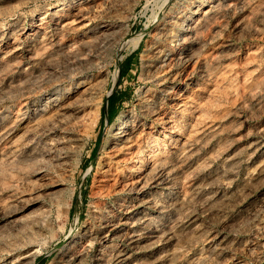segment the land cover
<instances>
[{"label":"rangeland","instance_id":"rangeland-1","mask_svg":"<svg viewBox=\"0 0 264 264\" xmlns=\"http://www.w3.org/2000/svg\"><path fill=\"white\" fill-rule=\"evenodd\" d=\"M206 8L214 9V16H206ZM54 10L58 16L68 17L75 12L83 14L80 23L64 30L52 24ZM208 20L212 24H207ZM43 30L45 33H41ZM143 31L142 36L138 35ZM59 32L62 34L58 35ZM127 66V71L121 76L120 69ZM203 73H207L206 76ZM217 73L226 77H217ZM214 76L221 78L222 82H217L221 83L218 84L220 88L214 86V81L218 80ZM256 85L257 88L254 87ZM234 86L237 87L234 89ZM208 88L211 89L210 94ZM214 90L219 97L214 95ZM207 95L212 96V100ZM185 96L188 100L184 99ZM201 99L204 101L199 105ZM91 104L99 110L96 107L94 111ZM170 104L174 105L170 107ZM204 109L210 113L206 114ZM83 112L86 116L83 126H80L75 121ZM165 113L176 120L178 129L182 131L177 129L175 133L182 137L190 153L186 149L179 152L181 150L177 143L171 141L170 135L165 137L163 132L171 124L163 117ZM133 114L134 117L139 116L140 129L144 131L141 143H144L140 149L135 146L125 157L124 154L118 157L110 152V143L119 122ZM71 118L74 121L69 120ZM34 134L37 135L34 137ZM59 134L61 136H57ZM157 134V142L161 146L158 157L169 154L163 164L158 163L153 170H147L148 179L140 189H133L129 183L138 172L132 167L138 164L135 162L136 150L151 147L152 137ZM55 137L59 144L55 140L56 150L53 151ZM74 137L81 138L79 146L74 144ZM70 140L74 141L73 147ZM45 146L50 152L47 155L42 153L47 150ZM57 149L63 155L59 160L57 153L60 151ZM35 160L38 161L35 163ZM43 160L50 174L66 178V186L57 193L55 200L49 199L53 187L46 179L35 178L33 173L34 168L42 166ZM116 171L119 175H113ZM31 193L34 197L30 196ZM136 195L148 197L135 200ZM41 203L47 205L44 206L47 212L42 213ZM66 204H70L68 213ZM116 212L120 218L114 217ZM48 214L53 224L47 222L49 226H41L43 216ZM111 219H117L113 226ZM30 231L31 235L37 232L35 237L29 236ZM104 231L111 234L105 242L99 236ZM92 233L95 240L90 235ZM27 237L37 239V242L32 240L34 249L38 247L32 264H81V261L82 264H264V0H0V264H6L13 257L19 260L31 242ZM72 237H75L74 241H71ZM24 239H28L27 243L23 242ZM75 251H81V256L85 257L79 256L81 261L78 263V258L73 263L67 260H73Z\"/></svg>","mask_w":264,"mask_h":264},{"label":"bare ground","instance_id":"bare-ground-1","mask_svg":"<svg viewBox=\"0 0 264 264\" xmlns=\"http://www.w3.org/2000/svg\"><path fill=\"white\" fill-rule=\"evenodd\" d=\"M84 1V0H83ZM201 1V0H200ZM212 1V0H211ZM220 1V0H219ZM208 2V1H207ZM217 2V1H216ZM226 2V1H225ZM229 2V1H228ZM213 3V2H212ZM218 3V2H217ZM223 3V2H222ZM231 3V2H230ZM229 3V4H230ZM87 4V3H86ZM202 4V3H201ZM219 4V3H218ZM221 4V3H220ZM224 4V3H223ZM208 5V4H207ZM210 5V4H209ZM217 5V4H216ZM228 5V4H227ZM58 6V5H57ZM91 6V5H90ZM219 6V5H218ZM221 6V5H220ZM225 6V5H224ZM74 7V6H73ZM82 7H84V5L82 6ZM86 7V6H85ZM84 7V8H85ZM87 7L89 8V6L87 5ZM202 7V6H201ZM207 7V6H206ZM209 7V6H208ZM213 8L215 7L214 5L212 6ZM81 8V7H80ZM87 8V9H88ZM217 8V7H216ZM215 8V9H216ZM224 8V7H223ZM50 9H52V8H50ZM59 9V8H58ZM82 9V8H81ZM86 9V8H85ZM200 9V8H199ZM207 9V8H206ZM220 9V8H219ZM222 9V8H221ZM220 9V10H221ZM57 10V9H56ZM56 10H54L53 11V23L52 24H55V25H58L57 26V28L58 27H61V28H64V30H67V29H65V27H68L69 28V26H73L74 27V25H75V23H77V22H79L80 21V19L82 18V14H83V12H82V14H77L76 12H75V14H73V15H69L68 17H66V16H58V14H57V11ZM84 10V9H83ZM51 11V10H50ZM74 11V10H73ZM80 11V10H79ZM87 11V10H86ZM199 11V10H198ZM204 11H205V9H204ZM217 11H218V9H217ZM222 11H223V9H222ZM78 12V11H77ZM216 12V11H215ZM224 12V11H223ZM223 12H222V15H223ZM52 13V12H51ZM62 13V12H61ZM72 13H74V12H72ZM205 13H206V16H208V17H210L212 14H213V16H214V9H212V8H209V9H207L206 11H205ZM216 13H218V12H216ZM86 14V13H85ZM195 14V13H194ZM215 15H217V14H215ZM219 15H220V13H219ZM57 16V17H56ZM198 16V15H197ZM218 16V15H217ZM221 16V15H220ZM50 17V16H49ZM201 17V16H200ZM55 18H57V20L55 19ZM193 18V17H192ZM212 19V18H211ZM210 19V20H211ZM213 19H214V17H213ZM213 19H212V22H213ZM51 20V19H50ZM210 20H208L209 22H206L207 24L208 23H210ZM41 21V20H40ZM214 21H215V19H214ZM187 22V21H186ZM200 23H201V21H199ZM35 24L37 23V22H34ZM80 23V22H79ZM199 23V24H200ZM46 24H47V22H46ZM49 24H51V23H49ZM48 24V25H49ZM74 24V25H73ZM185 24V23H184ZM195 24V23H194ZM210 24H212V23H210ZM209 24V25H210ZM37 25H42L41 23H38ZM45 25V24H44ZM192 25V24H191ZM203 26H204V24H202ZM201 25V26H202ZM208 25V26H209ZM72 26H71V28H72ZM199 26V25H198ZM203 26H202V28H203ZM42 27V26H41ZM185 27V26H184ZM190 27V26H189ZM32 28V27H31ZM46 28V27H45ZM147 28V27H146ZM185 28H188V27H185ZM185 28H183V29H185ZM191 28V27H190ZM196 28V27H195ZM208 28V27H207ZM36 29H38V28H36ZM60 29V28H59ZM209 29V28H208ZM146 30V29H145ZM199 31H200V27H199V29H198ZM197 30V31H198ZM46 31H48V28H47V30ZM55 31H58L57 29L55 30ZM63 31V30H62ZM61 31V32H62ZM104 31V30H103ZM184 31H186V30H184ZM195 31V30H194ZM205 31H206V29H205ZM33 32H35V30L33 31ZM38 33H39V31H37ZM61 32H59L58 33V35L61 33ZM66 32V31H65ZM145 31H143V32H141V33H139L138 35H140V36H142L143 35V33H144ZM41 33H45V31L43 30V32H41ZM182 33V32H181ZM188 33H189V31H188ZM202 33H203V31H202ZM36 34V33H35ZM62 34V33H61ZM60 34V35H61ZM32 35V34H31ZM45 35V34H44ZM187 35V34H186ZM46 36V35H45ZM64 35H62V37H63ZM189 36V35H188ZM37 37V36H36ZM43 37V36H42ZM41 37V38H42ZM60 37V36H59ZM139 37V36H138ZM39 38V37H38ZM58 38V37H57ZM184 38V37H183ZM188 38V37H187ZM60 39L62 40V38L60 37ZM60 39H59V41H60ZM186 39V38H185ZM185 39H183V40H185ZM54 40V39H53ZM82 40V39H81ZM138 40H140V37L138 38ZM58 41V40H57ZM57 41H56V43H57ZM87 41H88V39H87ZM14 42V41H13ZM54 42V41H53ZM86 42V41H85ZM59 43V42H58ZM55 44V43H54ZM67 44V43H66ZM89 44V43H88ZM136 44V43H135ZM58 45V44H57ZM86 45H87V43H86ZM156 45V44H155ZM61 46V45H60ZM68 47V46H67ZM158 47V46H157ZM160 48V47H159ZM158 48V49H159ZM161 50V49H160ZM163 50V49H162ZM9 51V50H8ZM158 51V50H157ZM156 51V52H157ZM186 51V50H185ZM181 52V51H180ZM158 53V52H157ZM178 54V53H177ZM187 54V53H186ZM162 55V54H161ZM170 55V54H169ZM176 55V54H175ZM164 56V55H163ZM166 56V55H165ZM168 56V55H167ZM171 56V55H170ZM169 57V56H168ZM174 57V56H173ZM179 57V56H178ZM175 58V57H174ZM165 60H167V59H165ZM181 60V59H180ZM170 61V60H169ZM168 62V61H167ZM183 62V61H182ZM171 63V62H170ZM167 64V63H166ZM170 65V64H169ZM177 65V64H176ZM171 66V65H170ZM204 66H206V65H204ZM203 66V67H204ZM207 67V66H206ZM207 68H209V67H207ZM210 69V68H209ZM227 69H228V67H227ZM204 70V69H203ZM162 71V70H161ZM208 71H210V70H208ZM213 71V70H212ZM224 70H222L221 72H223ZM225 71H226V69H225ZM207 72V71H206ZM214 72V71H213ZM217 72V71H216ZM219 72H220V70H219ZM181 73V72H180ZM223 73H225V72H223ZM230 73V72H229ZM162 74V73H161ZM178 74V73H177ZM205 74H207V73H205ZM204 73H203V75H205ZM213 74H216V73H213ZM213 74H210V75H212L213 76ZM226 74V73H225ZM231 74V73H230ZM229 74V76H231ZM164 75V74H163ZM167 75V74H166ZM165 75V76H166ZM209 75V74H208ZM226 77L224 74H221V76H219L218 75V73H217V77L219 76V77ZM227 75H228V72H227ZM168 76H170V75H168ZM167 76V77H168ZM173 76H175V74L173 75ZM178 76H180V75H178ZM206 76V75H205ZM211 76V77H212ZM228 76V77H229ZM233 76V75H232ZM157 77V76H156ZM210 76H208V78H209ZM210 77V78H211ZM216 79H218L216 76H214ZM213 77V78H214ZM90 78V77H89ZM173 78V77H172ZM206 78V77H205ZM205 78H203V79H205ZM215 78H214V80H215ZM100 79V78H99ZM195 79V78H194ZM207 79V78H206ZM220 79L221 78H219L218 80H216V81H214V82H216V85H214L215 87L218 85V84H221V83H218L217 84V82H222V81H220ZM224 79H227V78H224ZM230 79V78H229ZM255 79V78H254ZM87 80V79H86ZM175 80V79H174ZM196 80H197V78H196ZM208 80V79H207ZM233 80V79H232ZM250 80V79H249ZM101 81V80H100ZM195 81V80H194ZM227 81H229V80H227ZM234 81H235V78H234ZM248 81V80H247ZM255 81V80H254ZM86 82V81H85ZM206 82V81H205ZM208 82H210V80L208 81ZM212 82V81H211ZM210 82V83H211ZM224 82H225V80H224ZM252 82H253V79H252ZM88 83H90V82H88ZM95 83V82H94ZM98 83H99V80H98ZM197 83V82H196ZM199 83V82H198ZM203 83V82H202ZM202 83H200L201 85H202ZM227 82H225V84H226ZM229 83L232 85V83L229 81ZM234 83H236V82H234ZM206 84V83H205ZM224 84V83H223ZM248 85L247 86H249V83H247ZM84 85V84H83ZM97 85H99V84H97ZM96 85V86H97ZM177 85V84H176ZM199 84H197L196 86H198ZM201 85H199V86H201ZM227 85H228V83H227ZM234 85V84H233ZM254 85V84H253ZM172 86V85H171ZM230 86V85H229ZM84 87V86H83ZM92 87V86H91ZM100 87V86H99ZM204 87V86H203ZM211 87H213V86H211ZM214 87V88H215ZM218 87H219V85H218ZM221 87V86H220ZM219 87V88H220ZM226 87V86H225ZM224 86H222V88H225ZM235 87H237V86H234L233 88L235 89ZM251 86H249V88H250ZM254 87H256L257 88V85L256 86H254ZM88 88V87H87ZM93 88V87H92ZM169 88V87H168ZM197 88V87H196ZM200 88V87H199ZM201 88H202V86H201ZM210 88V87H209ZM208 88V91L209 90H211V89H209ZM213 88V89H214ZM233 88H232V90H233ZM86 89V88H85ZM94 89V88H93ZM173 89V88H172ZM175 89V88H174ZM212 89V90H213ZM229 89H230V87L228 88V92H229ZM247 89V88H246ZM251 89V88H250ZM255 89V88H254ZM56 90V89H55ZM89 90V89H88ZM91 90V89H90ZM98 90V89H97ZM162 90V89H161ZM163 90H165V89H163ZM168 90V89H167ZM183 90V89H182ZM197 90V89H196ZM200 90V89H199ZM199 90H198V92H199ZM205 90H207V89H205ZM216 90V89H215ZM215 90H214V92H215ZM220 90V89H219ZM225 90V89H224ZM247 90H249V89H247ZM96 91V90H95ZM223 91V90H222ZM235 92H236V90H234ZM254 91V90H253ZM55 92V91H54ZM90 92V91H89ZM88 92V93H89ZM94 92V91H93ZM100 92V91H99ZM176 92H178V91H176ZM207 92V91H206ZM212 92V91H211ZM217 92V91H216ZM215 92V93H216ZM219 92H221V91H219ZM218 92V93H219ZM226 92V91H225ZM231 92V91H230ZM252 92V91H251ZM59 93V92H58ZM95 93V92H94ZM166 93H167V91H166ZM179 93V92H178ZM177 93V94H178ZM209 94H210V91L208 92ZM207 93V94H208ZM214 93V95H216V96H218L217 95V93L215 94ZM224 93V92H223ZM227 93V92H226ZM54 94V93H53ZM97 94L98 93H96L95 95L97 96ZM176 94V95H177ZM181 94V93H180ZM231 94H233L232 92H231ZM86 95H87V93H86ZM94 95V96H95ZM186 95H188V93L186 94ZM197 95H199V94H197ZM202 95V94H201ZM206 95V94H205ZM212 95H213V93H212ZM213 95V96H214ZM95 96V97H96ZM98 96H99V94H98ZM97 96V97H98ZM101 96V95H100ZM151 96V95H150ZM203 96V95H202ZM207 96H209V95H207ZM206 96V97H207ZM91 97V96H90ZM153 97V96H152ZM151 97V98H152ZM205 97V96H204ZM203 97V98H204ZM210 98L209 99H211L212 100V96H209ZM219 97V96H218ZM81 98V97H80ZM92 98H93V96H92ZM100 98V97H99ZM155 98V97H154ZM157 98V97H156ZM201 98V97H200ZM217 98V97H216ZM82 99H84V97L82 98ZM82 99H81V101H82ZM86 99V98H85ZM90 99V98H89ZM150 99V98H149ZM160 99H161V97H160ZM184 99H187L186 98V96H185V98ZM193 99V98H192ZM195 99V98H194ZM205 99V98H204ZM209 99H208V101H206V103L208 102L209 103ZM215 99V98H214ZM213 99V101L214 102H216L215 100ZM218 99V98H217ZM216 99V100H217ZM95 101L94 102H96V99H94ZM98 100L99 99H97V102H98ZM163 100V98L161 99V101ZM179 100H181V99H179ZM183 100V99H182ZM181 100V101H182ZM188 100V99H187ZM198 100V99H197ZM203 99H201L200 101H199V103L198 102H196V103H198L199 105L201 104V101H202ZM206 100V99H205ZM210 100V101H211ZM77 101V100H76ZM100 101V100H99ZM152 101V100H151ZM195 101V100H194ZM204 101V100H203ZM91 102H93V100L91 101ZM149 102V101H148ZM180 102V101H179ZM190 103H191V101H189ZM214 102H210V103H214ZM217 102H219V101H217ZM100 103V102H99ZM171 103V102H170ZM172 103H174V102H172ZM187 103V102H186ZM195 103V102H194ZM195 103V104H196ZM203 103V102H202ZM207 103V104H208ZM63 104V103H62ZM61 104V105H62ZM77 104V103H76ZM159 104V103H158ZM177 104V103H176ZM183 104H184V102H183ZM189 104V103H188ZM205 104V103H204ZM55 105H56V103H55ZM60 105V106H61ZM83 105H85L84 103H83ZM97 105V104H96ZM96 105H94V106H96ZM154 105V104H153ZM171 105L172 104H170V107H171ZM174 105V104H173ZM172 105V106H173ZM179 105H181V104H179ZM192 105H193V103H192ZM210 105V104H209ZM212 105V104H211ZM66 106H67V104H66ZM75 106V105H74ZM155 106V105H154ZM153 106V108H155ZM164 106V105H163ZM175 106H177V105H175ZM182 107H183V105H181ZM190 106V105H189ZM196 106H198V105H196ZM195 106V107H196ZM202 106H203V104H202ZM215 106V104H213V107ZM55 107V106H54ZM57 107V106H56ZM59 107V106H58ZM63 107V106H62ZM82 107V106H81ZM91 107H93L92 106V104H91ZM91 107H89L91 110H92V108ZM97 107V106H96ZM95 107V108H96ZM142 107H144V106H142ZM146 107V106H145ZM161 108H163L162 106H160ZM168 107V106H167ZM192 107V106H191ZM198 107H200V106H198ZM204 107V106H203ZM206 107V106H205ZM208 107V106H207ZM209 107H211V106H209ZM217 107V106H216ZM69 108V107H68ZM77 108V107H76ZM94 108V107H93ZM94 108V111L96 110ZM178 108H179V106H178ZM181 108V107H180ZM41 109V108H40ZM43 109V108H42ZM56 109V108H55ZM59 109V108H58ZM74 109H75V107H74ZM88 109V108H87ZM97 109H98V107H97ZM156 109V108H155ZM177 109V108H176ZM182 109H187V108H182ZM197 109V108H196ZM198 109H201V108H198ZM207 109H209V108H207ZM215 109V108H214ZM217 109V108H216ZM83 110H85L84 108H83ZM99 110V109H98ZM146 110V109H145ZM181 110V109H180ZM191 110V109H190ZM209 110H213V108L211 109H209ZM209 110H205L204 109V111L206 112L207 111V113L206 114H208V113H210L209 112ZM90 111V110H89ZM148 111H149V109H148ZM153 111V110H152ZM158 111H159V108H158ZM176 111V110H175ZM182 111V110H181ZM187 111V110H186ZM193 111H195V110H193ZM192 111V112H193ZM199 111V110H198ZM214 111V110H213ZM216 111V110H215ZM37 112V111H36ZM54 112V111H53ZM57 112V111H56ZM60 112V111H59ZM58 112V113H59ZM62 112V111H61ZM64 112V111H63ZM76 112V111H75ZM82 112V111H81ZM134 112V111H133ZM165 112V111H164ZM171 112V111H170ZM177 112V111H176ZM185 112V111H184ZM200 112V111H199ZM201 112H202V114H203V111L201 110ZM200 112V113H201ZM204 112V113H205ZM57 113V115H59ZM73 113V112H72ZM79 113V112H78ZM78 113H76V115L78 114ZM89 113V112H88ZM132 113V112H131ZM137 113V112H136ZM139 113H141V112H139ZM149 113V112H148ZM161 113V112H160ZM189 113H191V112H189ZM213 113V112H212ZM39 114V113H38ZM37 114V115H38ZM40 114H41V112H40ZM51 114V113H50ZM63 114H65V113H63ZM75 114V113H74ZM98 114H100V112L98 113ZM97 113L95 114V115H98ZM142 114V113H141ZM158 114V113H157ZM171 114H172V112H171ZM196 114V113H195ZM198 114V113H197ZM204 115V116H208V115ZM214 114V113H213ZM48 115V114H47ZM56 115V116H57ZM68 115H70V114H68ZM75 115V116H76ZM88 115V114H87ZM90 115V114H89ZM134 115L135 114H133V116H128V117H126L125 119H123L121 122H119V124H118V126L116 127V131H115V135H114V139L112 140V142L110 143L111 144V150H110V152H113L114 153V155H116V156H120V155H122V154H124V157L126 156V153L127 154H129V153H131L133 150V148L135 147V146H139V149H140V146H141V144H143V143H141L142 141H144L143 140V137H144V131H143V128H141L140 129V127H142V124H140L139 123V120H138V115H136V116H138V117H134ZM147 115V114H146ZM162 115V114H161ZM161 115H159V116H161ZM185 115V114H184ZM187 115H188V112H187ZM190 115V114H189ZM193 115H194V113H193ZM36 116V115H35ZM51 116V115H50ZM72 116V115H71ZM80 116V115H79ZM85 112H83V114L80 116V118H78L76 121H75V123L76 124H78V125H80V124H82L83 123V120H84V118H85ZM151 116V115H150ZM154 116V115H153ZM157 116V115H156ZM171 116V115H170ZM178 116V115H177ZM179 116H181V115H179ZM183 116V115H182ZM201 116V115H200ZM203 116V115H202ZM203 116V117H204ZM211 116V115H210ZM38 117H40V116H38ZM41 117H42V114H41ZM43 117H44V115H43ZM43 117H42V119H43ZM58 117V116H57ZM95 117V116H94ZM147 117V116H146ZM164 118H166L167 119V121H170L171 122V124H169V126L166 128V131L164 130V134H165V137L166 136H168V135H170V139H171V141H174L175 143H177V148H179V150H181V151H179V152H183L186 148V143L184 142V140L182 139V137L179 135V134H176L175 132H177V129H178V127H177V122H176V120L175 119H171V117H169V115L167 114V113H165V115L163 116ZM193 117V116H192ZM199 117V116H198ZM22 118V117H21ZM51 118H54V116L53 117H51ZM65 118V117H64ZM155 118V117H154ZM157 118V117H156ZM180 118V117H179ZM191 118V117H190ZM213 118V117H212ZM215 118V117H214ZM36 119H37V117H36ZM50 119V118H49ZM98 119V118H97ZM144 119V118H143ZM200 119V118H199ZM202 119V118H201ZM206 119V118H205ZM47 120V119H46ZM46 120H44V121H46ZM52 120V119H51ZM69 120H73L72 118L71 119H69ZM68 120V121H69ZM92 120V119H91ZM161 120V119H160ZM165 120V119H164ZM212 120V119H211ZM43 121V123H45ZM74 121V120H73ZM95 121V120H94ZM157 121H159V119L157 120ZM163 121V120H162ZM185 121H187V120H185ZM184 121V122H185ZM210 121V120H209ZM23 122V121H22ZM34 122V121H33ZM49 122V121H48ZM47 122V123H48ZM55 122V121H54ZM53 122V123H54ZM59 122H61V121H59ZM93 122V121H92ZM91 122V123H92ZM160 122V121H159ZM180 122H181V120H180ZM42 123V124H43ZM50 123V122H49ZM69 123V122H68ZM73 123V122H72ZM182 123V122H181ZM196 123H197V121H196ZM200 123V122H199ZM204 123V122H203ZM206 123V122H205ZM216 123V122H215ZM215 123H213V124H215ZM39 124V123H38ZM38 124H36V125H38ZM61 124H63V123H61ZM86 124H87V122H86ZM89 124V123H88ZM97 124V123H96ZM96 124H95V126H96ZM148 124H151V123H148ZM156 124V123H155ZM155 124H154V126H155ZM162 124V123H161ZM201 124V123H200ZM208 124V123H207ZM34 125H35V123H34ZM41 125V124H40ZM38 126L39 128L41 127L42 128V126ZM59 125V124H58ZM64 125V124H63ZM73 125V124H72ZM98 125V124H97ZM164 125V124H163ZM168 125V124H167ZM182 125V124H181ZM196 125V124H195ZM29 126V125H28ZM31 126H32V124H31ZM53 126V124L51 125V127ZM68 126V125H67ZM81 126V125H80ZM82 126H83V124H82ZM84 126H85V124H84ZM88 126V125H87ZM91 126H93L92 124H91ZM197 126V125H196ZM195 126V129H196V131H198V129H197V127ZM205 126V125H204ZM214 126V125H213ZM48 127V126H47ZM50 127V128H51ZM58 126H56V127H54V128H57ZM90 127V126H89ZM153 127V126H152ZM151 127V128H152ZM166 127V126H165ZM185 126H183V128H184ZM208 127H209V125H208ZM211 127H212V124H211ZM26 128V127H25ZM40 128V130H42ZM43 128H45V127H43ZM49 128V127H48ZM53 128V127H52ZM60 128V127H59ZM71 128V127H70ZM73 128H74V126H73ZM81 128V127H80ZM79 128V129H80ZM94 128V127H93ZM145 128V127H144ZM154 128V127H153ZM180 128V127H179ZM182 128V129H183ZM199 128V127H198ZM215 128V127H214ZM216 128H218V127H216ZM32 129V128H31ZM64 129V128H63ZM83 129V128H82ZM90 129V128H89ZM96 129V128H95ZM148 129V128H147ZM204 129V128H203ZM28 130V132H29V129H27ZM68 130H69V128H68ZM78 130V129H77ZM150 130V129H149ZM149 130H148V132H149ZM153 130V129H152ZM179 130V129H178ZM181 130V129H180ZM179 130V131H180ZM189 130H191L190 128H189ZM200 130V129H199ZM202 130V129H201ZM208 130V129H207ZM210 130L213 132V130L210 128ZM218 129H216V131H217ZM30 131H32V130H30ZM58 131V130H57ZM65 131H66V129H65ZM151 131V130H150ZM178 131V132H179ZM182 131V130H181ZM185 131V130H184ZM194 131V130H193ZM195 131V132H196ZM204 131V130H203ZM206 131V130H205ZM211 131H209V132H211ZM215 130H214V133L216 132ZM24 132V131H23ZM63 132V131H62ZM74 132H75V130H74ZM78 132V131H77ZM77 132H75V133H77ZM86 132V131H85ZM88 132V131H87ZM86 132V133H87ZM186 133H188L189 134V132H187V131H185ZM206 132H208V131H206ZM208 132V133H209ZM26 133V132H25ZM32 133V132H31ZM36 133V132H35ZM46 133V132H45ZM53 133V132H52ZM55 133V132H54ZM57 133V132H56ZM66 133H68V132H66ZM91 133V132H90ZM146 133V132H145ZM201 133V132H200ZM203 133V132H202ZM42 134H44V133H41V135ZM164 134H163V136H164ZM188 134H187V136H188ZM207 134V133H206ZM209 134H211V133H209ZM24 135H26V134H24ZM31 134H29V136H30ZM35 135H37V134H34V137H35ZM55 135V134H54ZM61 135H64V133L63 134H61ZM60 134L59 135H57V136H61ZM68 135V134H67ZM82 135V134H81ZM198 135V134H197ZM196 135V136H197ZM204 135V134H203ZM27 136V135H26ZM44 136V135H43ZM71 136H72V134H71ZM78 136V134L76 135V137ZM187 136H185V137H187ZM192 136H193V134H192ZM207 136H208V134L206 135V138H207ZM212 136V135H211ZM28 137V136H27ZM31 137V136H30ZM37 137V136H36ZM45 137V136H44ZM69 137V136H68ZM76 137H74L75 138V142H74V144L76 143V144H78L79 142H80V139L79 138H76ZM109 137V136H108ZM158 137H159V135L157 134V135H154V137H152V146L151 147H149V148H147V149H145V148H142L141 147V149L142 150H136V151H138V154L136 155L135 153V155H136V160H135V162L136 163H138L137 165H135V166H132V167H135L134 168V170H136V171H138L137 173H135L134 175V177H131L132 179H131V182L129 183V185H131V187L133 188V189H140V187H142V185H144V183L147 181V170L148 171H150V170H153L154 168L153 167H155L156 166V164H158V163H160V164H163L164 163V161L166 160V157H167V155L169 154L168 152H167V155H165L166 157H158L159 155L157 154V152H158V149L161 147L159 144V142H157V139H158ZM194 137V136H193ZM201 137V136H200ZM205 137V136H204ZM209 137H210V135H209ZM38 138V137H37ZM37 138H35V139H37ZM50 138H51V136H50ZM59 138V137H58ZM64 138H65V136H64ZM72 138V137H71ZM83 138V137H82ZM149 138H151V137H149ZM163 138V137H162ZM161 138V139H162ZM197 138H199V137H197ZM197 138H195V139H197ZM47 139V138H46ZM45 139V140H46ZM69 139V138H68ZM170 139H168L169 140V142H170ZM205 138H203V142L205 141L204 140ZM209 139V138H208ZM33 140V139H32ZM38 140H41V137L38 139ZM55 140H56V137L55 138H53V151H55L56 150V143H55ZM60 140H61V138H60ZM64 140V139H63ZM109 140V139H108ZM199 140V139H198ZM201 140V139H200ZM35 141V140H34ZM48 141H49V138H48ZM65 141V140H64ZM82 141V140H81ZM110 141V140H109ZM151 141V140H150ZM193 141V140H192ZM202 141V140H201ZM201 141L199 142V143H201ZM26 142H28V140L26 141ZM36 142V141H35ZM38 142V141H37ZM51 142V141H50ZM56 142L58 143V141L56 140ZM70 142H71V140H70ZM69 142V143H70ZM73 142H71L70 144L72 145V143ZM160 142H162V140H160ZM166 142V141H165ZM168 142V141H167ZM32 143V142H31ZM39 143V142H38ZM41 143H42V141H41ZM44 143V142H43ZM68 143V144H69ZM82 143H84V142H82ZM107 142H105V144H106ZM174 143V144H175ZM33 144H34V142H33ZM50 145L52 144V143H49ZM59 144V143H58ZM62 144V143H61ZM68 144H66L65 143V145H68ZM81 144V143H80ZM80 144H78V146L80 145ZM173 144V145H174ZM192 144H194V143H192ZM191 144V145H192ZM204 144V143H203ZM26 145H28V144H25V146ZM35 145H37V144H35ZM34 145V146H35ZM40 145V144H39ZM48 144L46 143V146H47ZM71 145H70V147H71ZM149 145V144H148ZM162 145V144H161ZM167 145V144H166ZM168 145H170V144H168ZM176 145V144H175ZM196 145H197V143H196ZM201 145H202V143H201ZM200 145V146H201ZM31 146V145H30ZM42 146V145H41ZM45 146V148H47V147H49V146H47L46 147ZM62 146H64V145H62ZM164 145H162V147H163ZM190 146V145H189ZM189 146H187V147H189ZM37 147V146H36ZM44 147V146H43ZM43 147H41V148H43ZM51 147V146H50ZM65 147V146H64ZM69 147V146H68ZM72 147H73V145H72ZM191 147V146H190ZM197 147V146H196ZM195 147V148H196ZM199 147V146H198ZM32 149H34L33 148V146L31 147ZM31 148H29V149H31ZM55 148V149H54ZM58 148V147H57ZM60 148V147H59ZM62 148V147H61ZM60 148V149H61ZM76 148H78L77 150H79V147H75V149ZM105 148V147H104ZM136 148V147H135ZM176 148V147H175ZM194 148V149H195ZM24 149V148H23ZM28 149V148H27ZM31 149V150H32ZM52 149V148H51ZM81 149V148H80ZM161 149H163V148H161ZM193 149V148H192ZM198 149V148H197ZM25 150V149H24ZM37 150H39V149H37ZM46 150V149H45ZM47 150H48V148H47ZM42 151V153H45L46 155H47V152H49V150L48 151ZM57 150H59V149H57ZM66 150V149H65ZM68 150V149H67ZM70 150V149H69ZM68 150V151H69ZM105 150H107V149H105ZM189 150V149H188ZM30 151V150H29ZM40 152H41V150H39ZM60 151V153L58 152L57 153V156H58V160H59V158H63V155H60L61 154V150H59ZM68 151H66V152H68ZM72 151V150H71ZM75 151V150H74ZM165 151V150H164ZM168 151L170 152V150L168 149ZM174 151V150H173ZM176 151V150H175ZM186 151H187V149H186ZM191 151V150H190ZM190 151L188 152V153H190ZM194 151V150H193ZM32 152V151H31ZM36 152V151H35ZM40 152H38L37 154H39ZM65 152V151H64ZM76 152V151H75ZM163 152V151H162ZM26 152H24V154H25ZM41 153V154H42ZM50 153V152H49ZM63 153V152H62ZM106 153H107V151H106ZM175 153V152H174ZM186 153V152H185ZM22 154V153H21ZM24 154H22V155H24ZM27 154V153H26ZM31 155H33L34 153H30ZM55 155H56V153H54ZM72 154V153H71ZM112 154V153H111ZM164 154H166V153H164ZM177 154H178V152H177ZM184 154V153H183ZM193 153H191V155H192ZM28 155H29V153H28ZM31 155H30V157H31ZM35 155V154H34ZM50 155V154H49ZM51 155H53V154H51ZM55 155H54V157H55ZM175 155V154H174ZM42 156H44V155H42ZM73 156V155H72ZM108 156H110L109 154H108ZM108 156H106V157H108ZM133 156V155H132ZM175 156H177V155H175ZM181 156V155H180ZM184 156V155H183ZM26 158H27V155L25 156ZM37 157V156H36ZM47 157H50V156H47ZM53 157V156H52ZM51 157V158H52ZM111 157V156H110ZM109 157V158H110ZM121 157H123V156H121ZM128 157V156H127ZM186 157V156H185ZM184 157V158H185ZM188 157V156H187ZM186 157V158H187ZM189 157H191V156H189ZM41 158V157H40ZM39 157H38V159H40ZM70 158H71V156H70ZM112 158V157H111ZM117 158V157H116ZM132 158V157H131ZM183 158V159H184ZM46 159V158H45ZM48 159V158H47ZM56 159V158H55ZM68 159V158H67ZM121 159V158H120ZM124 159V158H123ZM128 159H129V157H128ZM143 159L145 160L144 162H142L143 161ZM178 159V158H177ZM192 159V158H191ZM26 160V159H25ZM65 160V159H64ZM110 160V159H109ZM109 160H108V162H109ZM125 160V159H124ZM130 160V159H129ZM168 160V159H167ZM170 160V159H169ZM176 160V159H175ZM179 160V159H178ZM193 160V159H192ZM191 160V161H192ZM28 161H29V159H28ZM38 161V160H37ZM36 160H35V163L37 162ZM42 161V160H41ZM52 161H54V158H53V160ZM56 161H57V159H56ZM55 161V162H56ZM60 161H62V160H60ZM70 161V160H69ZM111 161V160H110ZM112 161H113V159H112ZM114 161H116V159L114 160ZM174 161V160H173ZM54 162V163H55ZM59 162V161H58ZM66 162V161H65ZM65 162H64V165H65ZM106 163V164H109V163ZM127 162V161H126ZM172 162V161H171ZM181 162V160L179 161V163ZM187 162V161H186ZM189 162V161H188ZM50 163V162H49ZM52 163V162H51ZM60 163V162H59ZM63 163V162H62ZM111 163V162H110ZM116 163H119V161H117ZM177 163V162H176ZM179 163H178V165H179ZM184 163H185V161H184ZM33 164H34V162H33ZM38 164V163H37ZM42 166H39V167H37V168H34V171H33V173H34V175L36 176L35 178H42V179H46L47 181V183H49V185H51L52 187H53V191L51 192V193H53L51 196L52 197H50L49 199H52V200H55L56 199V197L58 196L57 195V193L60 191V190H63V188H64V185L66 184L65 183V179L66 178H64L63 176V178L62 177H57L56 175H53V174H50V172L48 171V169L46 168V165H45V163H44V160H43V164L42 163H40ZM69 164V163H68ZM128 164V163H127ZM126 164V165H127ZM130 164H131V162H130ZM129 164V165H130ZM134 164V163H133ZM172 164V166L174 165L173 163H171ZM170 164V165H171ZM181 164H183V163H181ZM180 164V165H181ZM199 164V163H198ZM56 165H58L57 163H56ZM60 165H62V164H60ZM71 165V164H70ZM119 165V164H118ZM123 165V164H122ZM121 165V166H122ZM132 165V164H131ZM159 165V164H158ZM157 165V166H158ZM202 165V164H201ZM36 166V165H35ZM35 166H33V167H35ZM49 166H50V164H49ZM59 166V165H58ZM58 166H57V168H58ZM120 166V165H119ZM156 166V167H157ZM168 166V165H167ZM181 166H183V165H181ZM181 166H179L180 168H181ZM60 167V166H59ZM71 167V166H70ZM115 166H113V168H114ZM126 167V166H125ZM128 167H131V166H128ZM184 167V166H183ZM61 168V167H60ZM62 168H63V166H62ZM65 168H66V166H65ZM112 168V169H113ZM127 168V167H126ZM33 169V168H32ZM31 169V170H32ZM55 169H56V167H55ZM104 169V168H103ZM106 169V168H105ZM108 169V168H107ZM115 169V168H114ZM117 169H118V167H117ZM123 169V168H122ZM131 169V168H130ZM133 169V168H132ZM166 169V168H165ZM177 169V168H176ZM179 169V168H178ZM29 170V169H28ZM31 170H30V173H31ZM50 170V169H49ZM102 170V169H101ZM125 170V169H124ZM161 170V169H160ZM59 171H61L60 169H59ZM107 171V170H106ZM113 171H115V170H113ZM112 171V172H113ZM121 171V170H120ZM162 171H163V169H162ZM29 172V171H28ZM27 172V173H28ZM66 172V171H65ZM103 172V171H102ZM108 172H109V169H108ZM107 172V173H108ZM124 172H127V171H124ZM130 172V171H129ZM135 172V171H134ZM154 172H155V170H154ZM159 172V171H158ZM157 172V173H158ZM56 173V172H55ZM60 173V172H59ZM63 173V172H62ZM109 173H111V171L109 172ZM165 173V172H164ZM58 174V173H57ZM68 174V173H67ZM66 174V175H67ZM71 174V173H70ZM103 174V173H102ZM105 174V173H104ZM129 174V173H128ZM194 174V173H193ZM32 175V174H31ZM59 175V174H58ZM64 175V174H63ZM111 175V174H110ZM109 175V176H110ZM113 175H119V172L118 171H116V172H114L113 173ZM172 175V174H171ZM174 175H175V173H174ZM173 175V176H174ZM28 176H30V174L28 175ZM60 176V175H59ZM65 176V175H64ZM127 176V175H126ZM162 176V178H163V175H161ZM168 176V175H167ZM34 177V176H33ZM66 177H68V176H66ZM103 177H104V175H103ZM106 177V176H105ZM104 177V178H105ZM120 177V176H119ZM130 177V176H129ZM149 177V176H148ZM158 177V176H157ZM193 177V176H192ZM30 178H32V177H30ZM102 178V177H101ZM113 178V177H112ZM165 178H166V176H165ZM174 178H175V176H174ZM26 179V178H25ZM28 179V178H27ZM117 179H119V178H117ZM116 179V180H117ZM130 179V178H129ZM150 179V178H149ZM29 180V179H28ZM28 180H26V181H28ZM39 180V179H38ZM106 180V179H105ZM121 180H122V178H121ZM128 180V179H127ZM168 180V179H167ZM170 180V179H169ZM30 181V180H29ZM37 181V180H36ZM44 181V180H43ZM161 181V180H160ZM171 181H173L172 179H171ZM31 182H32V180H31ZM113 182V181H112ZM114 182H116V181H114ZM118 182V181H117ZM116 182V183H117ZM127 182H129V181H127ZM163 182V181H162ZM174 182V181H173ZM108 183V182H107ZM109 183H111V179H110V182ZM116 183H114V184H116ZM119 183H120V181H119ZM124 183V182H123ZM151 183V182H150ZM167 183V182H166ZM30 184H32V183H30ZM36 184V183H35ZM34 184V185H35ZM106 184V183H105ZM121 184H122V182H121ZM168 184V183H167ZM172 184V183H171ZM42 185V184H41ZM148 185H150V184H148ZM173 185V184H172ZM175 185H176V183H175ZM12 186V185H11ZM14 186V185H13ZM40 186V185H39ZM43 186V185H42ZM66 186V185H65ZM103 186V185H102ZM115 186V185H114ZM114 186H112V187H114ZM122 186V185H121ZM159 186H161V185H159ZM35 187V189H36V185L34 186ZM33 187V188H34ZM38 187V186H37ZM41 187V186H40ZM107 187V186H106ZM111 187V186H110ZM111 187V188H112ZM119 187V186H118ZM117 187V188H118ZM128 186H126V188H127ZM170 187H173V186H170ZM32 188V187H31ZM45 188V187H44ZM103 188V187H102ZM105 188V187H104ZM108 188V187H107ZM121 188V187H120ZM144 188V187H143ZM151 188V187H150ZM14 189H15V187H14ZM18 189V188H17ZM34 189V190H35ZM41 189V188H40ZM50 189V188H49ZM128 189H130L129 187H128ZM127 189V190H128ZM132 189V190H133ZM12 190V189H11ZM41 190H43V189H41ZM40 190V191H41ZM101 190V189H100ZM112 190V189H111ZM114 191H115V189H113ZM162 190V189H161ZM19 191V190H18ZM47 191V190H46ZM45 191V192H46ZM106 191H109V190H107L106 189ZM151 191V190H150ZM168 191V190H167ZM48 192H50V191H48ZM100 192V191H99ZM125 192V191H124ZM130 192V191H129ZM136 192V191H135ZM145 192V191H144ZM157 192V191H156ZM163 192V191H162ZM15 192H13V194H14ZM34 193V192H33ZM33 193H31L32 195H30V196H33ZM158 193V192H157ZM35 194H36V191H35ZM37 194H39V193H37ZM108 194V193H107ZM114 194V193H113ZM137 194V193H136ZM142 194V193H141ZM140 194V195H141ZM163 194V193H162ZM167 194V193H166ZM106 195V194H105ZM118 195H120V194H118ZM153 195V194H152ZM169 195V194H168ZM29 196V197H30ZM36 196V195H35ZM143 196V195H142ZM140 197V196H135L134 197V199L135 200H140V199H144V197H146V196H143V197ZM171 196V195H170ZM27 197V196H26ZM34 197V196H33ZM105 197V196H104ZM148 197V196H147ZM38 197H36L35 199H37ZM127 198V197H126ZM153 198V197H152ZM152 198H150L151 200H152ZM29 199V198H28ZM32 199V198H31ZM149 199V200H150ZM157 199V198H156ZM164 199H166L165 197H164ZM116 200V199H115ZM114 200V201H115ZM118 200V199H117ZM121 200V199H120ZM148 200V201H149ZM174 200V199H173ZM51 201V200H50ZM119 201V200H118ZM153 201V200H152ZM151 201V202H152ZM167 201V200H166ZM172 201V200H171ZM39 202V201H38ZM49 202V201H48ZM52 202V201H51ZM120 202V201H119ZM164 202V201H163ZM168 202V201H167ZM30 203V202H29ZM110 203V202H109ZM113 203V202H112ZM153 203V202H152ZM156 203V202H155ZM37 204V203H36ZM42 205H43V203H41ZM53 204V203H52ZM51 204V205H52ZM124 204V203H123ZM141 204V203H140ZM161 204V203H160ZM176 204V203H175ZM46 204L44 203V205H43V210L41 209V211H42V213L43 212H47V211H45L46 209L44 208V206H45ZM103 205V204H102ZM115 205V204H114ZM130 205V204H129ZM128 205V206H129ZM142 205V204H141ZM144 205V204H143ZM153 205H154V203H153ZM164 205V204H163ZM33 206V205H32ZM36 206V205H35ZM34 206V207H35ZM39 206H40V204H39ZM47 206V205H46ZM103 206H105V205H103ZM107 206V205H106ZM122 206V205H121ZM36 207H38V206H36ZM69 207H70V204H66V213H68V211H69ZM100 207V206H99ZM109 207V206H108ZM141 207V206H140ZM167 207V206H166ZM170 207H172V206H170ZM50 208V207H49ZM158 208V207H157ZM156 208V209H157ZM160 208H163V207H160ZM45 209V210H44ZM106 209V208H105ZM109 209H111V208H109ZM115 209H117V208H115ZM124 209V208H123ZM35 209H33L32 211H34ZM40 210V209H39ZM51 210V209H50ZM50 210H49V212H50ZM161 210V209H160ZM36 211V210H35ZM35 211H34V213H35ZM37 211H38V208H37ZM107 211V210H106ZM48 212V213H49ZM53 212V211H52ZM99 212V211H98ZM113 212V211H112ZM118 212V211H117ZM117 212L114 214V217H118V214H117ZM127 212V211H126ZM135 212V211H134ZM33 213V212H32ZM38 213H39V211H38ZM108 213H110V212H108ZM145 213V212H144ZM147 213V212H146ZM37 214V213H36ZM40 214V213H39ZM39 214H37V215H39ZM44 214H46V213H44ZM44 214H42V215H44ZM65 214V213H64ZM111 214V213H110ZM127 214V213H126ZM135 214V213H134ZM97 215H98V213H97ZM109 215V214H108ZM129 215V214H128ZM144 215H146V214H144ZM100 216H102V215H100ZM127 216V215H126ZM137 216V215H136ZM148 216V215H147ZM14 219H15V217L14 216H12ZM37 217H39V216H37ZM42 217V216H41ZM47 217V218H46ZM46 217H44L43 216V218H42V220H41V223H40V225L41 226H45L46 224H48L47 222H49V223H51L52 222V219L50 218V216H49V214L48 215H46ZM113 217V216H112ZM135 217V216H134ZM138 217V216H137ZM153 217V216H152ZM20 218H22V217H19V219ZM118 218H120V217H118ZM150 218V217H149ZM23 219V218H22ZM37 219H39V218H37ZM102 219V218H101ZM108 219H109V217H108ZM132 219V218H131ZM140 219V218H139ZM148 219V218H147ZM150 219H152V218H150ZM16 220H18V217L16 218ZM112 220V226L113 225H115V221L117 220H113V219H111ZM125 220H126V218H125ZM124 220V221H125ZM141 220H143V219H141ZM158 220H160V218L158 219ZM163 220V219H162ZM19 221V220H18ZM99 221V220H98ZM120 221V220H119ZM131 222L132 221H134V220H130ZM135 221H136V219H135ZM147 221V220H146ZM151 221V220H150ZM107 222V221H106ZM111 222V221H110ZM117 222V221H116ZM128 222V221H127ZM131 222H130V224H131ZM39 223V222H38ZM100 223V222H99ZM150 223V222H149ZM151 223H153V221H151ZM150 223V224H151ZM159 223V222H158ZM170 224H173V223H175V222H169ZM35 224H37V223H35ZM52 224H53V222H52ZM52 224H50V225H52ZM106 224H108V223H106ZM139 224V223H138ZM148 224V223H147ZM156 224V223H155ZM166 224V223H165ZM37 225H39V224H37ZM36 225V226H37ZM110 225V224H109ZM122 225V224H121ZM133 225V224H132ZM141 225V224H140ZM48 226H49V224H48ZM139 226V225H138ZM142 226H144V225H142ZM156 226V225H155ZM91 227H93L92 225H91ZM90 227V228H91ZM121 227V226H120ZM136 227V226H135ZM145 227H146V225H145ZM149 227H151V226H149ZM170 227H171V225H170ZM37 228V227H36ZM45 228V227H44ZM117 228V227H116ZM153 228H155V227H153ZM159 228V227H158ZM163 228V227H162ZM172 228V227H171ZM39 229V228H38ZM89 229V228H88ZM96 229V228H95ZM164 229V228H163ZM167 229H168V227H167ZM37 230V229H36ZM103 230V229H102ZM121 230H123V229H121ZM120 230V231H121ZM126 230V229H125ZM173 230H175V229H173ZM29 231V230H28ZM38 231V230H37ZM89 231H91V230H89ZM106 231H108V230H106ZM106 231H104L103 233H101L99 236H100V240H102V241H107V240H109V238L111 237V234L109 233V232H106ZM136 231H138V229H136ZM142 231H144V229L142 230ZM155 231V230H154ZM158 231H160V230H158ZM161 231H163V230H161ZM172 231V230H171ZM33 232H35L34 230H33ZM32 232V233H33ZM112 232V231H111ZM118 232V231H117ZM124 232V231H123ZM135 232V231H134ZM37 233V232H36ZM36 233H35V235H36ZM89 233V232H88ZM95 233V232H94ZM127 233V232H126ZM128 233H130V232H128ZM136 233H138V232H136ZM141 233V232H140ZM143 233H145V232H143ZM147 233V232H146ZM172 233H174V232H172ZM28 234V233H27ZM27 234H25L26 236H27ZM83 234V233H82ZM85 234V233H84ZM135 234V233H134ZM155 234V233H154ZM166 234V233H165ZM168 234V233H167ZM29 235V234H28ZM34 235V234H33ZM33 235H31V231H30V235L29 236H33ZM35 235L33 236V237H35ZM86 235V234H85ZM91 235V237H92V235H93V233L92 234H90ZM96 235V234H95ZM125 235V234H124ZM128 235V234H127ZM131 235V234H130ZM136 235V234H135ZM138 235V234H137ZM26 236H24V238L26 237ZM83 236V235H82ZM87 236V235H86ZM85 236V237H86ZM98 236V237H99ZM121 236V235H120ZM129 236V235H128ZM149 236V235H148ZM159 236V235H158ZM71 236H69V238H70ZM157 237V236H156ZM28 239H29V237H27ZM73 238V237H72ZM84 238V237H83ZM89 238V237H88ZM93 238V237H92ZM130 238V237H129ZM137 238V237H136ZM147 238V237H146ZM167 238V237H166ZM28 239L27 240H23V242H25V243H27V241H28ZM31 239V240H30ZM29 240L31 241L29 244H28V246L26 247V250L23 252V254H21V257H20V259L19 260H16L14 257V259L12 258L11 260H7L8 262L6 263V264H25V263H27V262H29V261H31L30 263L32 264V262H33V255H34V252H35V249L37 250L38 249V247L37 248H35L34 249V243H33V241L32 240H35V239H32V237L30 238ZM74 239H75V237L73 238V239H71V241H74ZM94 239V238H93ZM124 239H125V237H124ZM159 239H161V238H159ZM37 240V239H36ZM35 240V241H36ZM95 240V239H94ZM127 240V239H126ZM138 240H140L139 238H138ZM69 241V240H68ZM88 241H89V239H88ZM99 241V240H98ZM118 241V240H117ZM125 241V240H124ZM136 241H137V239H136ZM37 242V241H36ZM35 242V243H36ZM123 242V241H122ZM134 242V241H133ZM79 243V242H78ZM138 243V242H137ZM142 243V242H141ZM69 244V243H68ZM84 244H86V242L84 243ZM106 244V243H105ZM123 244V243H122ZM136 244V243H135ZM20 245V244H19ZM19 245H17V246H19ZM74 245V244H73ZM138 245V244H137ZM136 245V247H138ZM143 245V244H142ZM141 245V246H142ZM24 246H26V245H24ZM85 246V245H84ZM87 246V245H86ZM101 246V245H100ZM12 247V246H11ZM70 247H71V245H70ZM81 247H83V246H81ZM10 248V247H9ZM20 248H21V246H20ZM63 248V247H62ZM117 248V247H116ZM119 248V247H118ZM12 249V248H11ZM21 249H23V248H21ZM65 249V248H64ZM70 249V248H69ZM76 249V248H75ZM83 249H84V247H83ZM86 249V248H85ZM89 248H88V246H87V250H88ZM127 249V248H126ZM133 249V248H132ZM0 250H2V249H0ZM7 250V249H6ZM67 250V249H66ZM65 250V251H66ZM71 250H73V249H71ZM82 250V249H81ZM86 250V251H87ZM114 250V249H113ZM8 251V250H7ZM9 251H10V249H9ZM16 251V250H15ZM79 251V250H78ZM89 251V250H88ZM118 251V250H117ZM124 251V250H123ZM81 252V251H80ZM80 252H77V251H75L74 253H72V254H74L73 255V260H71L72 258H70V259H67L68 261H71L72 263L79 257V256H81V254H80ZM84 253V252H83ZM114 253V252H113ZM126 253V252H125ZM10 254V253H9ZM70 254V253H69ZM19 255H20V253H19ZM121 255V254H120ZM119 255V256H120ZM16 256V255H15ZM130 256V255H129ZM81 257H83V258H85L84 256H81ZM80 257V258H81ZM19 258V257H18ZM67 258V257H66ZM65 258V259H66ZM117 258V257H116ZM121 258V257H120ZM129 258V257H128ZM79 259V258H78ZM82 259V258H81ZM131 259V258H130ZM123 260V259H122ZM121 260V261H122ZM81 260L79 259L78 261H77V263L78 262H80ZM108 261V260H107ZM117 261V260H116ZM76 262V261H75ZM82 262L83 261H81V264H82ZM118 262H119V260H118ZM3 263V262H2ZM28 264V263H27ZM80 264V263H79ZM119 264V263H118ZM122 264V263H121Z\"/></svg>","mask_w":264,"mask_h":264},{"label":"trees","instance_id":"trees-1","mask_svg":"<svg viewBox=\"0 0 264 264\" xmlns=\"http://www.w3.org/2000/svg\"><path fill=\"white\" fill-rule=\"evenodd\" d=\"M127 68H128V66L120 69V75L121 76L124 75V73L127 71Z\"/></svg>","mask_w":264,"mask_h":264}]
</instances>
